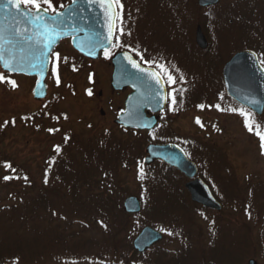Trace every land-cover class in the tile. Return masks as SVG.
<instances>
[{
	"label": "rangeland",
	"instance_id": "obj_1",
	"mask_svg": "<svg viewBox=\"0 0 264 264\" xmlns=\"http://www.w3.org/2000/svg\"><path fill=\"white\" fill-rule=\"evenodd\" d=\"M50 2L58 12L71 0ZM119 4L123 11L113 50L87 68L63 42L45 101L32 96L35 80L0 69L5 77L0 82V259H17L14 264H264V141L257 135L264 129L260 119L232 105L220 78L231 52H259L264 67V0H224L207 12L198 0ZM41 7L48 9L42 2ZM198 26L210 44L207 57L197 51ZM172 49L186 52L185 66L183 54ZM120 50L145 60L146 54L170 51L172 64L180 59L171 70L185 76V85L174 82L172 89H181L175 103L186 107V114L177 117L175 109L173 120L166 117L174 134H140L116 125L128 92L117 95L111 88L109 61ZM213 54L224 63L213 61ZM171 139L200 166L217 170L216 177L230 162L234 188L221 180L229 191L217 189L224 195L223 212L186 211L184 182L169 180L165 167L145 166L147 147ZM211 146L221 149L222 157ZM175 191L180 192L176 199L170 197ZM131 196L143 209L128 219L123 203ZM115 225L120 226L117 259L108 250ZM147 226L162 232L163 242L145 256H127Z\"/></svg>",
	"mask_w": 264,
	"mask_h": 264
},
{
	"label": "water",
	"instance_id": "obj_2",
	"mask_svg": "<svg viewBox=\"0 0 264 264\" xmlns=\"http://www.w3.org/2000/svg\"><path fill=\"white\" fill-rule=\"evenodd\" d=\"M221 0H198L201 7L215 6ZM35 11L27 10L22 5L17 11L0 0V48L6 59H10L18 71L1 69L12 75L36 77L33 90L35 100H44L48 96L46 85L51 64V55L62 41L71 40L73 49L80 55L98 60L100 53L112 48L116 30L117 9L115 4L109 6L106 0H72L60 17L62 23L54 37L49 40L41 22L32 19ZM42 18L54 15L48 11L38 13ZM48 45L47 47L45 45ZM196 44L201 49L208 48V41L201 29L196 34ZM112 86L116 91L125 87L134 93L126 103L124 114L120 115L116 124L134 130H152L157 120L147 118L145 110L156 113L164 110L167 104V93L162 78L152 69L141 67L128 53L118 54L114 60ZM135 65V66H134ZM137 75H142L137 79ZM223 79L226 94L238 104L249 108L262 116L264 113V69L258 56L252 51H241L225 65ZM264 127V123H263ZM176 168L189 179L195 178L196 166L190 162L183 151L172 145H149L145 164L150 166L156 161ZM192 200L207 208L221 210L222 206L213 198L207 186L200 180L187 185ZM124 212L138 215L142 211V203L137 197H129L124 201ZM163 240V235L151 227H145L133 241V248L140 254L146 253ZM249 264H256L250 261Z\"/></svg>",
	"mask_w": 264,
	"mask_h": 264
},
{
	"label": "flooded vegetation",
	"instance_id": "obj_3",
	"mask_svg": "<svg viewBox=\"0 0 264 264\" xmlns=\"http://www.w3.org/2000/svg\"><path fill=\"white\" fill-rule=\"evenodd\" d=\"M224 0H221V2L219 3V4H217V5H215V6H207V7H201V6H199L198 4V6L200 7L199 9L200 10H206L205 12H207L208 10H210V9H213V8H215V7H217V6H219L222 2H223ZM116 7H117V11H118V18H117V23H116V31H115V38H114V43H113V46H112V48L110 49V50H108L107 52H104V53H101L100 54V58H99V60L101 59V57L103 56V55H105L106 53H109V52H111L112 50H113V48H114V45H115V39H116V37H117V35H118V32H119V28H120V26H119V21H120V16H121V13H122V11H123V7H122V4H119V5H116ZM28 9H31V10H34V9H32V8H28ZM230 23H233V21H230ZM199 27H201V26H198L197 27V29H196V32H195V44H196V34H197V30H198V28ZM201 29H202V27H201ZM203 31V30H202ZM205 35V34H204ZM205 37H206V35H205ZM206 39H207V37H206ZM207 41H208V39H207ZM65 42H69L70 43V41H65ZM208 44H209V41H208ZM61 45H62V43L60 44V46L55 50V52H54V54L52 55V62H51V67H50V69L54 66V64H55V56L57 55L56 53H57V51L61 48ZM71 45V44H70ZM197 45V44H196ZM72 47V46H71ZM209 47H210V44L208 45V48L207 49H201V48H199L198 46H197V48L200 50H197L199 53H200V55L201 56H203V57H207V53H208V51H209ZM73 50V49H72ZM178 52H173L174 51V49H172V52H173V54L174 55H177V56H179L181 53L183 54V59H182V63H183V65L185 66L186 64H187V62L190 60V58H189V56H187V54H186V52H184L183 50H181V49H176ZM74 51V50H73ZM128 53V54H130L133 58H134V60L141 66V67H143V68H146V69H152V70H154V71H156V73L162 78V81H163V83H164V86H165V88H166V93H167V104H166V106H165V108H164V110H162V111H159V112H156V113H154V112H152L151 110H145V115H146V117L147 118H151V117H155L156 118V120H157V124H156V126L152 129V130H133V129H127V128H124V127H120V128H122V129H124L125 131H131V132H135V133H140V134H143V133H145V134H152V133H155V132H160V133H163L164 131H166V133H167V131L169 132V134H174L173 132H170V130H173V129H169V128H167V127H169V120L167 121V119H166V117H171V119L173 120L174 119V114H172V112L176 109L177 110V113H176V116L178 117H180L181 115H184V114H186L184 111H185V109H186V107H184V106H180V105H178L177 103H175V95H176V90L177 89H179V90H181L180 88H174V90L172 89V87H174L173 86V84L172 83H177V85H179V87H180V85H185V76L184 77H181V76H178V77H176L175 75H173V72H172V70L171 69H174V66H177V64H178V66L181 64L180 63V59H178L177 58V62L175 61V62H173V64L168 60V56H169V53H170V51L167 53V54H165V53H163V52H160L159 54H157L156 56L155 55H152L151 53H149V54H146V56L149 58L148 60H145V59H143L141 56H135L134 54H132V53H130L129 51H125V50H120V51H115L114 52V54H112L111 55V59H110V66H111V68H112V73H111V88L116 92V94L117 95H120V94H122L123 92H128V94H127V97H126V99H125V101H124V106H123V108L121 109V108H119L118 110H117V115H116V120H117V118H118V116H120V115H122V114H124V112H125V109H126V103H127V100H128V98L130 97V95H132V93H133V90L131 89V88H129V87H125V88H123L122 90H120V91H116L114 88H113V86H112V76H113V72H114V65H113V60H114V58L118 55V54H120V53ZM204 52V53H203ZM74 53L81 59V60H83L85 63H87V64H89V65H87V64H85L86 66H87V68H92L93 67V65H92V63L93 62H95V61H92V60H89V59H87V58H85V57H83V56H81V55H79L77 52H75L74 51ZM238 52H236V53H234V52H231V55H230V58H229V60L227 61V63L234 57V55L235 54H237ZM254 53H256L255 51H254ZM217 55V54H216ZM216 55H214L213 54V58L215 59H212L213 61H215L216 63H220L221 65L224 63L223 61H221V59L222 58H220V57H218V56H216ZM256 55L258 56V60H259V62H260V64H261V61H260V59H261V57H260V55H259V52H257L256 53ZM99 60H97V61H99ZM227 63H225L224 64V66L222 67V71H221V76H220V78H221V85H222V87L224 88V91H223V93L225 92V84H224V79H223V70H224V67H225V65L227 64ZM91 64V65H90ZM261 66H262V68L264 69V67H263V65L261 64ZM81 68H84V66H82V67H79V68H77V69H75V71L77 72V73H80L82 70H80ZM177 68V67H176ZM175 68V69H176ZM169 75L173 78L171 81L168 79V77H169ZM137 79H139V78H141L142 77V75H137ZM31 79H33V80H35V83H36V79L35 78H31ZM49 89V88H48ZM225 94H226V92H225ZM227 97V96H226ZM229 98V97H228ZM45 101V100H44ZM229 101L232 103V105H235V107H236V109H241V110H244V111H246V112H248V113H251V115L253 116V117H255V118H257V119H260L261 120V123H262V127H263V123H264V113H263V115L262 116H259V115H257L256 113H254L252 110H250V109H248V108H245V107H243V106H241L240 104H238L236 101H234L233 99H231V98H229ZM171 106V107H170ZM172 107H173V109H172ZM174 107H176V108H174ZM187 113H188V111H187ZM101 115H103V116H105V112L102 110L101 111ZM176 118V117H175ZM116 120H115V123H116ZM54 129H56L55 127L53 128H50L49 127V131L51 132L52 130H54ZM154 145H172V146H177L178 148H180L182 151H183V153L185 154V156L187 157V159L190 161V162H192L195 166H196V169H197V174H196V176H195V178H193V179H189L188 177H186L184 174H182L179 170H177V169H175V168H172V167H169L168 165H166L164 162H162V161H156L155 163H154V165L155 166H162V167H165L166 168V171H167V176L169 177V180H170V178L171 179H174V181H172V182H174V183H176L175 182V179H177V180H181L182 182H184V185L182 184V191H180V192H182V194L185 196V198L187 199V201L186 202H184V205H185V209H186V211H192L193 212V210L192 209H196L197 211H201V212H203V213H210V215H214L213 213H216V214H220L221 212H223V210H224V207L222 208V210H215V209H210V208H207V207H205V206H203V205H201V204H199V203H197V202H194L193 200H192V195H191V193L189 192V190L187 189V185H189L190 183H192V182H194L195 180H200L205 186H207V188L209 189V191H210V193H211V195L213 196V198L218 202V203H220L222 206H223V204H222V202H220V200H222V197L224 196H222V192H218L217 191V189H225V190H227V191H229L228 190V188H225V187H223V185H222V182H221V180L222 181H226L227 183H229L230 184V186L232 187V188H234V170L232 171L230 168H229V166H230V162H228L227 161V159H226V161H227V164H228V166L226 167H222V171L217 175V177H216V174H217V170H214V169H212V167H210V168H204V167H202V166H200L196 161H194L192 158H191V156H190V154H189V152H188V149L187 148H185V146L180 142V141H176L175 139H171L170 141H168V142H162V143H158V142H156V143H153ZM211 147H213L214 149H216L217 150V152H219V154H220V157H222V152L220 151L221 149H218V148H216V147H214V146H211ZM213 149V150H214ZM213 152V151H212ZM153 165V166H154ZM233 169V168H232ZM227 176V178H225V179H223V178H221V177H223V176ZM180 192H177V191H175V192H173V194H172V196L170 195V197H172V198H174V199H176V197L179 195V193ZM223 192H225V191H223ZM226 193V192H225ZM170 197H169V199H170ZM220 217V216H219ZM213 241V237L211 238V242L210 243H213L212 242ZM163 242V241H162ZM161 242V243H162ZM160 243V244H161ZM160 244H157L156 246H154L152 249H150L147 253H145V254H143V255H141V256H145V255H147V254H149V252H151L153 249H155L157 246H159ZM187 247H189V245L187 246ZM191 247V246H190ZM186 248V247H185ZM156 259H158V257H156ZM15 260H17V259H0V264H14L13 263V261H15ZM207 264V262H204V263H201V262H199V263H197L195 260H189V261H187V264Z\"/></svg>",
	"mask_w": 264,
	"mask_h": 264
},
{
	"label": "snow or ice",
	"instance_id": "obj_4",
	"mask_svg": "<svg viewBox=\"0 0 264 264\" xmlns=\"http://www.w3.org/2000/svg\"><path fill=\"white\" fill-rule=\"evenodd\" d=\"M8 4L12 5L13 7L16 8V10L18 11L21 7V5L27 7L29 5H31V7L33 9H35V13L32 14V19L35 20L36 22H41L42 23V27L44 28L45 32L49 34V40H51L54 35L57 32V28L59 27V25L62 23V21L60 20V17L63 16V13H57L55 11V9L53 8L50 0H7ZM41 2L44 4L48 5V9H52V11L55 13V15L51 18L48 17H41L40 15H38V13L41 11ZM75 2V0H74ZM106 2L109 4V6H111L112 4L115 5H119V0H106ZM48 9H44V11L46 12ZM0 39H2V36H0ZM46 47L48 46L47 44L45 45ZM107 55V53H106ZM0 64H2V66L8 70V71H18L19 69L16 68L12 61L10 59H6L3 55V51L2 48H0ZM135 66V65H134ZM168 79L171 81L173 78L169 75ZM5 77L4 75L0 74V82L4 81ZM8 83H11L13 85V87H15V81H8ZM57 83H59V80L57 79ZM200 107H203L202 105ZM197 123L199 124L200 121L197 120ZM246 126L249 127V130H252V126L251 124H248L246 122ZM257 135H260L261 140L264 141V134H261L260 132H257ZM262 147H264V144H262ZM6 167H11V165H7ZM10 177L5 176L4 179L8 180Z\"/></svg>",
	"mask_w": 264,
	"mask_h": 264
},
{
	"label": "trees",
	"instance_id": "obj_5",
	"mask_svg": "<svg viewBox=\"0 0 264 264\" xmlns=\"http://www.w3.org/2000/svg\"><path fill=\"white\" fill-rule=\"evenodd\" d=\"M108 193H109V191H108ZM108 198L112 199V192H111V194L110 193L108 194ZM103 201H106V199H103ZM108 202L110 203L109 200H108ZM125 216L128 219H130L132 217V216H129V215L128 216L125 215ZM110 228L112 230V232H111L112 233V243L109 245V249L108 250L111 251L112 257L117 259V258L120 257V252H119L118 245H117L118 238H116V234H117L118 230L120 229V226L119 225H115V228H113V227H110ZM108 230H109V227L107 228V231ZM133 255H135L134 250L132 248H130V249L128 248L127 256H133ZM122 256L124 257V254H122Z\"/></svg>",
	"mask_w": 264,
	"mask_h": 264
}]
</instances>
